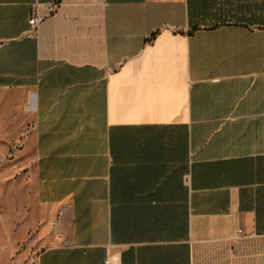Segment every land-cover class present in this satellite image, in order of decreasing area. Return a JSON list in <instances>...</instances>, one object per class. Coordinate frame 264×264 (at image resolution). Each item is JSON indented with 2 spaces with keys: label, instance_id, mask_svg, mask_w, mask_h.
I'll use <instances>...</instances> for the list:
<instances>
[{
  "label": "crops",
  "instance_id": "0c3cea01",
  "mask_svg": "<svg viewBox=\"0 0 264 264\" xmlns=\"http://www.w3.org/2000/svg\"><path fill=\"white\" fill-rule=\"evenodd\" d=\"M8 98L36 264H264V0H0Z\"/></svg>",
  "mask_w": 264,
  "mask_h": 264
},
{
  "label": "rangeland",
  "instance_id": "374dc122",
  "mask_svg": "<svg viewBox=\"0 0 264 264\" xmlns=\"http://www.w3.org/2000/svg\"><path fill=\"white\" fill-rule=\"evenodd\" d=\"M33 128L29 112L21 115L11 98L0 100V264H36L53 245L35 196L33 147L22 142Z\"/></svg>",
  "mask_w": 264,
  "mask_h": 264
},
{
  "label": "built area",
  "instance_id": "2783aa9c",
  "mask_svg": "<svg viewBox=\"0 0 264 264\" xmlns=\"http://www.w3.org/2000/svg\"><path fill=\"white\" fill-rule=\"evenodd\" d=\"M154 1H164V0H154ZM43 17H40L37 12H32L30 19H29V24L31 27L34 29L37 27V25L42 21ZM242 233V230H239L237 235L239 236ZM106 264H109V261L106 262Z\"/></svg>",
  "mask_w": 264,
  "mask_h": 264
}]
</instances>
